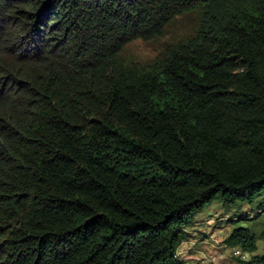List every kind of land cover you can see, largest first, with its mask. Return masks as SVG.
I'll return each mask as SVG.
<instances>
[{"label":"trees","instance_id":"1","mask_svg":"<svg viewBox=\"0 0 264 264\" xmlns=\"http://www.w3.org/2000/svg\"><path fill=\"white\" fill-rule=\"evenodd\" d=\"M216 196L264 212V0H0V264H182Z\"/></svg>","mask_w":264,"mask_h":264},{"label":"rangeland","instance_id":"2","mask_svg":"<svg viewBox=\"0 0 264 264\" xmlns=\"http://www.w3.org/2000/svg\"><path fill=\"white\" fill-rule=\"evenodd\" d=\"M196 23L194 12L183 13L174 19L161 38L128 42L121 52V58L126 63L151 64L159 58L166 45L191 35ZM260 198L252 203L239 202L233 206H224L216 196L192 213L183 225V237L177 251L182 264H195L194 258L198 262L196 264H213L211 257L218 254H223L219 261L221 264H241V259L233 254L235 249L242 250L240 245L229 246L226 243V238L235 227H247L254 234L256 250L248 252L247 260L251 256L262 255L264 239L260 233L264 229V212L259 210Z\"/></svg>","mask_w":264,"mask_h":264},{"label":"built area","instance_id":"3","mask_svg":"<svg viewBox=\"0 0 264 264\" xmlns=\"http://www.w3.org/2000/svg\"><path fill=\"white\" fill-rule=\"evenodd\" d=\"M233 254L237 257H239L241 260H247L248 258V253L240 250V249H235L233 251ZM223 254H218L217 256H212L211 257V262H213V264H221L219 263V261L221 260Z\"/></svg>","mask_w":264,"mask_h":264},{"label":"crops","instance_id":"4","mask_svg":"<svg viewBox=\"0 0 264 264\" xmlns=\"http://www.w3.org/2000/svg\"><path fill=\"white\" fill-rule=\"evenodd\" d=\"M190 255L193 256V254H190ZM178 256H180V255L178 254ZM194 256H195V255H194ZM195 257H196V256H195ZM188 259H189V258H188ZM189 260H190V259H189ZM193 261H194V263L196 264L197 261L195 260V258L193 259ZM193 261H192V262H193ZM197 263H198V262H197ZM238 264H239V263H238Z\"/></svg>","mask_w":264,"mask_h":264}]
</instances>
